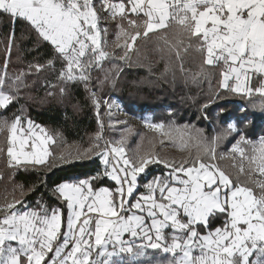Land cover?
<instances>
[{"label":"snow or ice","instance_id":"6c2138e0","mask_svg":"<svg viewBox=\"0 0 264 264\" xmlns=\"http://www.w3.org/2000/svg\"><path fill=\"white\" fill-rule=\"evenodd\" d=\"M0 13L29 23L52 47L47 66L59 62L58 79L82 84L97 109L102 101L90 87L92 72L116 57L108 50L107 28L101 26L109 20L117 22L125 37L121 44L118 35L113 45L121 50L120 60L127 59L141 35L177 24L197 41L205 65L221 67L224 90L264 96V0H0ZM9 39L13 41L14 34ZM44 68L30 64L27 73L11 80L13 90H6V61L0 72V109L6 110L27 87L25 75ZM253 77L260 81L256 88L250 85ZM107 79L105 75L99 80L100 86ZM60 91L63 95L66 89ZM19 124V116L0 121V131L10 133L9 166L13 161L46 164L52 153L42 144H33L36 151L30 153L14 150ZM232 133L240 139L231 152L243 158L240 144L248 141L235 123H228L206 145V158L197 156L179 165L152 153L129 158L123 147L105 145L103 173L56 186L57 199L68 209L66 217L63 209L46 205L20 212L16 204L21 201L15 198L0 204V264H150L148 250L164 254L161 264H264V139L252 149L247 170L239 166L246 177L241 183L215 163L216 144ZM110 154H115V162ZM56 159L68 162L70 156ZM156 164L170 171L143 185L146 193L134 195L141 186L140 174ZM102 177H109L115 187L94 188L93 181Z\"/></svg>","mask_w":264,"mask_h":264},{"label":"trees","instance_id":"16d2710c","mask_svg":"<svg viewBox=\"0 0 264 264\" xmlns=\"http://www.w3.org/2000/svg\"><path fill=\"white\" fill-rule=\"evenodd\" d=\"M13 34L14 40L10 41ZM51 57L52 47L37 36L29 23L0 13V72L7 61L6 90H13L11 80L22 72L27 73L30 64L45 65L43 71L32 70L23 77L27 87L20 89L17 100L6 110L0 109V121L11 122L19 116L42 126L55 137L51 146L53 157L46 164L9 166L5 151L10 133L7 129L0 131V204L15 198L21 201L16 204L20 212L39 210L41 205H46L49 209H63L66 217L68 209L62 199H57L56 186L103 173V164L88 151L93 150L95 143L102 148L105 144L103 139L95 140L100 132L99 121L84 86L58 79L61 64L48 67ZM110 68H113L112 80L100 86V74ZM221 70L205 65L197 41L190 39L179 25L172 24L163 31L142 36L126 63L114 58L105 61L103 69L92 75L90 87L102 99L119 100L128 113H153L155 120L164 126L155 151L162 159L175 158V164L179 165L197 156L206 158V145L231 121L250 143L264 137V96H244L224 90L220 83ZM257 78H252L253 88L258 85ZM61 88L66 89L63 95ZM174 130L182 139L180 144L170 134ZM136 133L143 134L140 129ZM239 139L236 133L221 139L216 144L215 163L234 181L243 183L246 177L229 156ZM65 148V153L74 155L65 164L54 163V156ZM156 173L160 172L156 170ZM93 187L113 189L115 182L102 177L93 181ZM164 259L163 253L148 250L150 264H161Z\"/></svg>","mask_w":264,"mask_h":264},{"label":"rangeland","instance_id":"374dc122","mask_svg":"<svg viewBox=\"0 0 264 264\" xmlns=\"http://www.w3.org/2000/svg\"><path fill=\"white\" fill-rule=\"evenodd\" d=\"M124 27L131 33L133 30L131 28H128L127 22H123ZM102 27L107 28V33L105 36V39L107 41L108 45V50L110 52L116 53V57L114 59H118L120 63H126L128 60H130V56L136 49V44L137 41L143 36L141 35L136 41L128 53V57L126 60H120L118 57L121 54V50L118 47H113L114 44L117 43V36L120 35V40L119 43H123L125 37L121 33L120 27L118 26L116 21H105L102 22L101 24ZM115 67V66H114ZM98 70H95L92 72V75L96 74L95 72ZM113 72V68H110V71H107L105 74H100L99 80H103L105 75H107L108 79L106 82L109 80H112V75L111 73ZM254 78V77H253ZM258 80V85L259 86V78ZM105 82V83H106ZM88 97L90 100L89 92L87 91ZM251 95H261L259 93L253 92ZM250 95V96H251ZM97 98L102 101V103L99 106V109H97L94 105L95 109V114L97 115V111L99 112L98 121H99V126H100V132L96 135L95 140L97 142H100L101 139H103L104 144L111 147L113 145L123 147L124 153L127 157L129 158H135L137 155H143L146 153H152L158 157H160L156 151L155 148H157V137L163 135V129L156 130V129H151L147 127V123H155V124H161L158 123L155 118L153 113L149 112H144V113H138L137 114H131L128 113L124 106L121 104V102L117 99L114 98H108V99H102L100 96L96 94ZM106 102V103H104ZM93 103V101H92ZM94 104V103H93ZM108 104L112 105V108L109 109L107 107ZM29 119H21L20 118V124L17 126V133H16V140H15V147L14 150L17 151L18 153H30L36 151L35 148L32 147L33 144H38V145H43V147H46L50 153H52V145L55 143V137L51 132H48L45 128L42 126L36 124V123H31L29 125ZM230 123H234L231 121ZM141 131L143 134H138L136 133V130ZM1 134V133H0ZM170 134L174 137L175 141H178V143H181V138L179 137V133L177 130L170 131ZM10 136V134H9ZM9 136L7 139V148L10 146L9 144ZM151 136V138H150ZM51 138V139H49ZM264 139V137H260L259 141L257 143H250L249 140L248 143H241L240 146L244 148L245 150V156L241 158L239 153H232L230 152L229 156L233 158L235 167H238L243 164L247 170V163H248V157L250 155H253L252 149L254 147H258L260 141ZM44 141H47V143H43ZM99 144L95 143L94 147H90L93 150H89L88 153L93 154V157H97L98 160L103 164L102 161V153L105 150V147L102 148L101 145L97 147ZM67 149L61 153L65 156H72L74 153H65ZM78 156V155H77ZM5 157H7V153L5 151ZM50 157H53V155L49 156L47 158V162L49 161ZM57 156H54V163L58 165L65 164V162L60 161L56 159ZM161 158V157H160ZM163 157V159L168 160V161H176L174 160L175 158H170L168 157ZM109 159L113 162H115L116 157L115 154H110ZM9 161V158L7 157V162ZM21 164H17L15 161L12 162V166H18ZM104 170L105 166L103 164ZM156 170L160 173H156ZM170 171V169L166 168L163 164H156V165H149L148 169L146 170L145 173L140 174L139 178V184L141 185L138 189L137 192L134 193V195H138L141 193H146V188L143 187L146 183L150 182L152 178L157 177V176H165L167 173ZM109 178V177H108ZM110 179V178H109ZM111 180V179H110ZM78 182V181H77ZM66 183H76L75 182H66ZM17 210V208H16ZM2 215V214H0ZM51 256V254H49Z\"/></svg>","mask_w":264,"mask_h":264},{"label":"crops","instance_id":"0c3cea01","mask_svg":"<svg viewBox=\"0 0 264 264\" xmlns=\"http://www.w3.org/2000/svg\"><path fill=\"white\" fill-rule=\"evenodd\" d=\"M142 17V16H141ZM133 19H135L136 17L135 16H133L132 17ZM144 18V17H143ZM163 30H165V29H160V30H157V31H154V32H158V31H163ZM152 32H150V33H148V34H151ZM252 82H253V80H251V82H250V85H251V87H252ZM241 95V94H240Z\"/></svg>","mask_w":264,"mask_h":264}]
</instances>
